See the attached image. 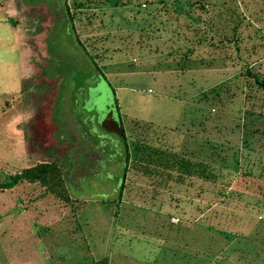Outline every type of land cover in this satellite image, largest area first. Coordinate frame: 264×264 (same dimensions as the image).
I'll list each match as a JSON object with an SVG mask.
<instances>
[{
  "label": "rangeland",
  "instance_id": "obj_1",
  "mask_svg": "<svg viewBox=\"0 0 264 264\" xmlns=\"http://www.w3.org/2000/svg\"><path fill=\"white\" fill-rule=\"evenodd\" d=\"M255 78L264 84L261 0H0V184L40 163L54 162L61 175L0 189V264H60L81 258L75 247L97 258L107 224L116 227L106 234L113 252L132 236L150 243L152 217L167 223L170 205L144 207L166 198L151 196L157 181L125 163L138 143L220 169L217 187L203 185L205 206L218 199L212 190H242L248 174L264 173L261 149H243L264 140V91ZM56 125L67 140L51 145ZM90 155L99 158L94 165ZM196 184L184 190L191 210ZM234 213L242 221L247 212ZM127 216L132 226L119 231ZM84 220L85 241L77 230ZM207 231L200 236L218 238ZM237 240L229 256L242 248ZM139 245L132 254L151 260L153 249Z\"/></svg>",
  "mask_w": 264,
  "mask_h": 264
},
{
  "label": "crops",
  "instance_id": "obj_2",
  "mask_svg": "<svg viewBox=\"0 0 264 264\" xmlns=\"http://www.w3.org/2000/svg\"><path fill=\"white\" fill-rule=\"evenodd\" d=\"M140 6H143V4ZM147 20L154 21L155 15L149 13ZM137 31L139 32V29ZM257 63H259V61ZM249 106L252 108L251 105ZM248 114H251V112L249 111ZM188 130L190 131V129ZM188 130H186L185 133H187ZM256 130V128L250 129V132ZM240 131L242 130L240 129L238 132ZM246 131L248 132V130ZM121 133L123 135L122 130ZM185 133L182 134L185 135ZM192 133L195 134V139H200L198 134L200 132L198 130L192 131ZM186 135L182 138H187ZM261 138L262 137L259 136L258 143L251 142L250 140L244 143V152L253 155L255 150L258 148L261 149V156H264V140ZM252 150H254V153ZM182 157L188 158V156ZM247 158L251 159L250 156ZM191 160L204 162L195 158ZM137 175L156 180L159 189L150 190L151 196H160L166 199L162 200L159 205L153 204V202H156L154 200L151 205L147 204V206H144V203L139 202L131 204L132 206H135V208H141L144 206L146 208L148 207L152 210L157 209L156 211H159L162 209L163 205H170V209L164 212L169 214L167 223H165V220L164 222L159 221L157 223V219L152 217V222L149 225L152 237H154L151 239L152 241L149 243L144 241L143 238L133 236L132 240H130L131 237L124 238L121 241H116L118 242L117 245L120 244L122 246V248L119 249L120 251L116 250L113 252L112 247L111 249H107L105 244L107 242L106 239L108 238V235L109 237H112V232L116 227H114L113 224H107L106 228H104L105 225L103 226V224H101L102 228H104L103 232H105V237L106 234H108L106 238H103V232L100 233V241L103 239V244L100 248L103 250H101L102 252L100 251L101 257H91L89 250L75 247L76 251L80 253L78 254L80 255L78 257L81 258L75 257L70 260L68 259L67 261L59 259L60 264H73L74 262H76V264H90L92 261H96L97 259H106L107 264H224L223 261L225 262V260L229 261L230 264H264V224H260V221L264 218V173L257 176L248 174V176L244 178L247 180V183L244 185L242 190H227L223 192L219 189L212 190L210 193L211 196L215 198L218 197V199L213 201L210 206L203 205V201L201 199L204 196V191L202 190L204 182L198 180L197 178L180 177L177 179V175L168 169L161 173L153 172L143 174L141 172H137ZM123 177L122 180L124 179ZM176 180H179V182H176ZM194 181L197 183L196 186L198 184L200 186L199 188H195L193 196L195 197L196 204L192 206L194 207V210H191V200H187V191L184 190L187 189L185 185L188 187V184ZM219 183L220 182L218 181L216 184L212 185L215 187ZM174 186L176 188H174ZM120 188L119 194L121 192ZM182 195H184V198H178ZM229 196L232 199L228 200ZM199 197L200 200L198 201L197 199ZM241 209L243 210V213L247 212L244 215L250 217V219H252L251 216L253 213L255 214L256 212L258 215L255 214V220H249L243 215V220L239 221L240 218L237 217L240 216L234 212H239ZM190 213H195V215H191ZM114 216H117V213H114ZM125 219L130 220L120 222L123 228H119V231L132 226L131 222L134 218L128 217ZM82 223H84V226L81 225V227L77 229L79 230V237H81L83 241L91 239L90 235L88 237V235L85 234V228H88L89 225L87 220L82 221ZM133 227H136L137 231L143 229L142 227H137V225ZM60 228L61 226H59V224L53 227V229ZM190 228H192L194 233H192L189 238L188 230ZM197 229H201V232H197ZM210 229L211 231H216L218 233V238H215L213 234H211L210 237L200 236L203 234L202 231H205L204 233H206L208 232L207 230ZM237 229L241 232H236ZM198 233L200 234L198 235ZM227 233L229 234V237ZM68 235H71V237L74 236L75 231L73 233H69ZM116 236H118L117 232ZM237 238L242 239V248H237V256H229V253L226 254L225 249L228 245L230 246L233 243H239ZM220 242L222 243L220 244ZM139 243L141 244L139 246L142 248H144L143 246H147L153 249L154 257H152L151 260L138 259L137 256L132 254V252L140 249V247L135 246ZM73 251H75V249ZM104 252L105 254L102 255ZM42 253H45L44 248ZM83 257L87 258L83 259ZM56 260L58 261L57 258Z\"/></svg>",
  "mask_w": 264,
  "mask_h": 264
},
{
  "label": "trees",
  "instance_id": "obj_3",
  "mask_svg": "<svg viewBox=\"0 0 264 264\" xmlns=\"http://www.w3.org/2000/svg\"><path fill=\"white\" fill-rule=\"evenodd\" d=\"M261 1L264 6V0ZM254 83L260 85V88L264 91V84L260 80L255 78ZM132 151V160L129 162V156H126L125 162L135 172H141L143 174L153 172L161 173L168 169L177 175V179L180 177L197 178L211 185L219 181L218 176L220 175H218L217 171H220V169L215 170L213 166L205 162L194 161L150 147H142L139 146V143L133 146ZM124 170H126V167ZM60 176V171L54 162L40 163L10 176L6 183L0 184V189H10L19 180L38 182L40 184L54 179L60 182ZM176 182H179V180H176ZM226 185L227 183L223 186L225 187ZM90 264H107V261L106 259H99L92 261Z\"/></svg>",
  "mask_w": 264,
  "mask_h": 264
},
{
  "label": "flooded vegetation",
  "instance_id": "obj_4",
  "mask_svg": "<svg viewBox=\"0 0 264 264\" xmlns=\"http://www.w3.org/2000/svg\"><path fill=\"white\" fill-rule=\"evenodd\" d=\"M95 86H96V84H94V87H95ZM94 87H93V88H94ZM62 125H63V124H62ZM62 125H56V127L52 126L53 129L55 128L54 131L57 132V134H58L57 137H58V138H56L55 141H54L53 139H50L51 142L48 141L47 143H51V145H53V144H55V143H58V142L56 141L57 139H59V141H66V140H67V138H64V137L62 136L63 133H64V130H63V126H62ZM52 127H50V128H52ZM54 131H50V130H49V131H48L49 133L47 132L49 138H52L51 135H52V133H53ZM54 142H55V143H54ZM48 145H49V144H48ZM48 145H47V146H48ZM66 147L68 148V145H67V146H66L65 144H64V146H61V145H60L59 147H56V148L53 147V150H52V151H53L54 155H57V154H58L57 152H58L59 149H60V151H64L63 149H66ZM46 148H47V147H46ZM48 149L50 150L51 148L48 147L47 150H48ZM57 156H58V155H57ZM55 158H56V157H55ZM98 159H99V158H96V157H94L93 155H90L89 158H88L89 162H90L92 165H94V164H95V161H97Z\"/></svg>",
  "mask_w": 264,
  "mask_h": 264
},
{
  "label": "water",
  "instance_id": "obj_5",
  "mask_svg": "<svg viewBox=\"0 0 264 264\" xmlns=\"http://www.w3.org/2000/svg\"><path fill=\"white\" fill-rule=\"evenodd\" d=\"M106 120H108V121L106 122V124L111 125V127H112L114 123H111V120H110V119H106ZM106 120H105V121H106ZM103 122H104V121H103ZM105 128H106V127H105ZM119 132H120V134L122 135L121 131H119Z\"/></svg>",
  "mask_w": 264,
  "mask_h": 264
}]
</instances>
